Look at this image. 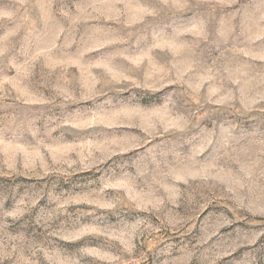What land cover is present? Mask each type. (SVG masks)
Instances as JSON below:
<instances>
[{
  "label": "rangeland",
  "instance_id": "374dc122",
  "mask_svg": "<svg viewBox=\"0 0 264 264\" xmlns=\"http://www.w3.org/2000/svg\"><path fill=\"white\" fill-rule=\"evenodd\" d=\"M0 264H264V0H0Z\"/></svg>",
  "mask_w": 264,
  "mask_h": 264
}]
</instances>
